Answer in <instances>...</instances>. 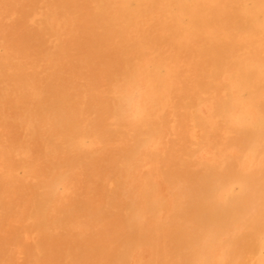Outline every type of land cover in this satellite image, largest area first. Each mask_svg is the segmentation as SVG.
Segmentation results:
<instances>
[{
	"label": "rangeland",
	"instance_id": "rangeland-1",
	"mask_svg": "<svg viewBox=\"0 0 264 264\" xmlns=\"http://www.w3.org/2000/svg\"><path fill=\"white\" fill-rule=\"evenodd\" d=\"M231 6L227 0H0V264H85L77 255L62 256L61 247L77 254L92 243L109 247L118 219L89 210L109 199L116 161L139 128L152 134L117 197L144 208V225L162 228L156 242L163 249L139 245L125 264L172 262L164 251L177 208L168 172L242 156L231 125L253 112L255 101L244 94L225 119L214 108L216 90L247 87L236 76L244 52L222 51L211 71L217 74L202 77L204 47L246 39L229 22ZM205 83L216 90L197 96ZM113 102H124V110ZM49 189L42 216L32 205ZM222 190L223 197L239 191ZM143 199L153 207L142 206ZM252 264L264 260L257 256Z\"/></svg>",
	"mask_w": 264,
	"mask_h": 264
},
{
	"label": "bare ground",
	"instance_id": "bare-ground-1",
	"mask_svg": "<svg viewBox=\"0 0 264 264\" xmlns=\"http://www.w3.org/2000/svg\"><path fill=\"white\" fill-rule=\"evenodd\" d=\"M227 1L232 3L229 22L248 40L240 39L243 41H239L238 46L225 42L226 46L222 49H213L211 44L204 47L201 55L207 68L202 70V77H214L217 73L211 71L218 68V56L222 51L236 47L246 54L236 69V76L247 87L238 90L239 93L221 88L223 93L219 94L220 90H216L212 83H205L194 93L198 96L200 91L216 90L218 94L214 98V108L223 119L244 94L245 100L255 101L253 112L247 107L254 115L245 110L240 116L243 122L231 125V138L242 147V156L193 170L182 165L180 170L168 172L167 176L176 186L174 201L177 207L173 216L175 223L168 225L166 231L170 235L168 241L165 238L164 245V251L172 258L170 264H252L257 256L264 260V0ZM231 56L222 55L225 60ZM213 64L214 68H210ZM112 108H120L122 112L124 102H113ZM196 121L198 125H204L202 120ZM119 125L115 119L114 127L118 128ZM151 132L152 129L148 131L144 128L133 131L131 142L122 148L116 161L113 180L109 178L113 184L109 190L106 189L109 199L97 210H89L90 215L94 216L99 213L104 217L114 214L118 219L115 222L116 234L111 231L115 234L114 241L103 248H92V243L89 252L83 247L79 254L71 246L65 249L62 246V256L73 259L77 255L79 261L85 264H125L128 254L139 245H148L158 253L163 249V245L156 242L162 228H153L151 223L144 225V208L134 201L119 200L117 197L119 192L125 191L123 186L130 164ZM223 186L238 187L239 191L230 197H223ZM52 196L51 189L39 192L32 205L33 211L43 216ZM144 201L153 207L146 199L142 200V206ZM76 211H80V205H76ZM68 212H72L71 209L68 208ZM223 235H227V238L220 241ZM216 251L218 256H215ZM62 262L61 259L60 264Z\"/></svg>",
	"mask_w": 264,
	"mask_h": 264
}]
</instances>
